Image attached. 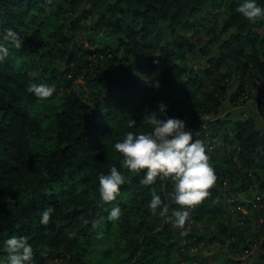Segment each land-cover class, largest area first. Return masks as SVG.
Masks as SVG:
<instances>
[{
	"label": "trees",
	"instance_id": "obj_1",
	"mask_svg": "<svg viewBox=\"0 0 264 264\" xmlns=\"http://www.w3.org/2000/svg\"><path fill=\"white\" fill-rule=\"evenodd\" d=\"M242 2L0 0V29L11 27L23 39L19 49L8 44L9 56L0 61V261L7 263L4 242L22 236L33 247L30 264H84L115 205L122 212L114 224L124 240L117 250L125 264H191L188 251L202 239L188 231L192 222L215 225L208 244L245 241L241 229L248 215L242 209L264 214V126L247 117L229 128L221 116L229 104L254 95L264 118V35L256 30L264 18L246 19L238 11ZM215 6L227 11L219 29L211 17ZM85 28L101 34L104 45L75 41ZM213 31L217 46L203 44ZM162 35L166 39L157 44ZM147 74L160 86L140 97ZM40 83L55 86L52 96L29 91ZM154 112L183 119L185 130L205 144L217 175L182 227H173L161 208L149 207L156 192L169 206L167 215L180 208L172 199L174 182L158 177L143 184L144 171L123 167L114 147L127 131H151ZM113 165L128 182L115 201L102 205L99 176ZM241 193L251 194V201H235ZM46 208L55 211L43 225ZM98 218L93 229L91 220ZM223 253L199 264H264V241L256 263Z\"/></svg>",
	"mask_w": 264,
	"mask_h": 264
},
{
	"label": "clouds",
	"instance_id": "obj_2",
	"mask_svg": "<svg viewBox=\"0 0 264 264\" xmlns=\"http://www.w3.org/2000/svg\"><path fill=\"white\" fill-rule=\"evenodd\" d=\"M238 11L248 20L255 22L264 18V5L258 0H243ZM8 44L17 49L23 47L21 33L11 27L0 29V61L9 56ZM159 87V81L155 82ZM29 91L35 96L47 99L55 91L54 85L44 83L32 84ZM166 105L161 103L159 111L165 112ZM136 121H130V127ZM152 130L148 132L127 131L123 138L115 142V149L123 157L121 165L129 171H144L142 183L150 185L159 178H169L174 182L173 201L180 208L172 210L167 215L169 206L156 192L152 193L149 202L150 209L155 212L161 208L165 219L173 227H182L190 218V210L210 194L209 189L216 183L217 175L210 164L205 144L199 139H193V134L185 130L186 122L178 117L158 118L154 112L149 115ZM128 182V178L113 165L107 174L99 176V193L101 204L110 203L117 199L121 186ZM54 208H46L40 214V223L47 225L54 213ZM122 215L119 205L113 206L107 215L110 221L118 220ZM103 218L91 220L93 229L101 224ZM85 223H88L85 220ZM72 235H75L73 233ZM103 235V233H98ZM8 252L7 264H30L33 259V247L25 237L12 236L4 242Z\"/></svg>",
	"mask_w": 264,
	"mask_h": 264
},
{
	"label": "rangeland",
	"instance_id": "obj_3",
	"mask_svg": "<svg viewBox=\"0 0 264 264\" xmlns=\"http://www.w3.org/2000/svg\"><path fill=\"white\" fill-rule=\"evenodd\" d=\"M225 6V5H224ZM212 22H214V26L216 28H222L225 20L227 18V11L225 7L215 6L211 11ZM257 32L260 33L261 36L264 35V26L256 27ZM212 35H207L205 37L204 43H211L212 47H216V41H212V37L215 36L214 31L211 32ZM160 40L157 42H163L166 39L165 35L160 37ZM75 41L79 43H83L88 48H95L98 46L104 45V38L101 34L97 32H93L90 28H85L84 32H80L77 34ZM147 41V40H145ZM150 41V42H149ZM149 44L154 45L156 43L154 39L148 40ZM200 42V41H199ZM112 43H117L114 40ZM202 43V41H201ZM158 47V45H157ZM153 55L159 57V49L153 47ZM202 62H206V59H200ZM147 76L144 78V85L139 90L140 97L142 96H151L156 93L158 87L155 86V82L157 81L155 76ZM155 78V79H154ZM251 94H255V91H252ZM225 119H228L229 128H232L234 123L237 120H242L247 117H250L255 120L256 124L259 126H264V118L259 113L258 102L255 96L248 97L246 100L242 101L239 104H229L227 109L221 115ZM244 172H250L251 170L244 169ZM257 187V186H256ZM254 187V188H256ZM260 191L256 190L252 195L258 194ZM264 195V193H263ZM251 194L241 193L236 196L235 201H251ZM242 212L247 216V221L242 223L241 234L243 238H245L244 242L236 243V238L227 239L224 236L223 243L213 241L208 244V242L213 238L212 232L215 231V225L213 223H209L206 221H200L198 223L192 222L188 231L192 233L196 239L202 238L200 242H197L194 239V244L189 249L188 253L191 257V264H199V262L204 258H208V261L212 260L213 256L220 257L225 252L232 256L237 260H249L252 263L258 262L260 247L262 241H264V214L259 211V213L255 211H250L243 208ZM235 217V215H234ZM240 218L238 217V222H240ZM223 222H228V220H222ZM236 217H235V220ZM115 221L106 220L103 225L100 233L103 235H98V237L93 241L90 246L88 254L84 257V264H125V256L119 253L117 247H120L123 243V239L120 238L118 234L117 225L114 224ZM231 223V222H229ZM227 223V224H229ZM0 264H7L4 261H0ZM54 264H68L67 260H56Z\"/></svg>",
	"mask_w": 264,
	"mask_h": 264
},
{
	"label": "built area",
	"instance_id": "obj_4",
	"mask_svg": "<svg viewBox=\"0 0 264 264\" xmlns=\"http://www.w3.org/2000/svg\"><path fill=\"white\" fill-rule=\"evenodd\" d=\"M255 206H259L257 203L254 204Z\"/></svg>",
	"mask_w": 264,
	"mask_h": 264
}]
</instances>
